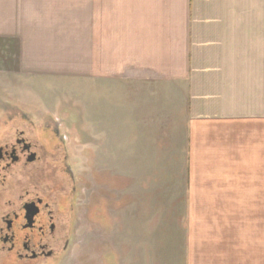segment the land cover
Listing matches in <instances>:
<instances>
[{
  "label": "crops",
  "instance_id": "obj_1",
  "mask_svg": "<svg viewBox=\"0 0 264 264\" xmlns=\"http://www.w3.org/2000/svg\"><path fill=\"white\" fill-rule=\"evenodd\" d=\"M54 75L85 85L100 165L132 139L161 167L182 134L184 169L223 171L237 201L264 180V0H0V87Z\"/></svg>",
  "mask_w": 264,
  "mask_h": 264
},
{
  "label": "rangeland",
  "instance_id": "obj_2",
  "mask_svg": "<svg viewBox=\"0 0 264 264\" xmlns=\"http://www.w3.org/2000/svg\"><path fill=\"white\" fill-rule=\"evenodd\" d=\"M12 84L0 87V107L13 105L26 120L40 123L57 119L74 174L84 180L81 187L75 183L84 214L73 227L82 222L85 229H74L67 250L46 264H264V188L258 185L264 180L247 181L237 201L235 185L224 187L223 171L184 169L182 134L174 138L177 149H167L178 156L170 154L164 163L160 156L163 170L152 153L136 152L132 139L117 140L116 148L114 141H102L113 149L100 165L97 140L84 135L77 118L82 82L54 75L21 76ZM87 94L92 101L91 89ZM7 114L0 108V133L9 130ZM83 121L91 131V117ZM184 175L192 178L188 186Z\"/></svg>",
  "mask_w": 264,
  "mask_h": 264
},
{
  "label": "flooded vegetation",
  "instance_id": "obj_3",
  "mask_svg": "<svg viewBox=\"0 0 264 264\" xmlns=\"http://www.w3.org/2000/svg\"><path fill=\"white\" fill-rule=\"evenodd\" d=\"M0 108L9 128L0 133V264H46L67 250L74 229H85L73 227L84 214L75 183L84 180L74 174L57 119L40 123L13 105Z\"/></svg>",
  "mask_w": 264,
  "mask_h": 264
}]
</instances>
